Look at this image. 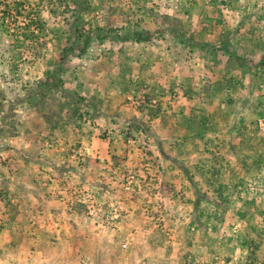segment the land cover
<instances>
[{"label":"rangeland","instance_id":"obj_1","mask_svg":"<svg viewBox=\"0 0 264 264\" xmlns=\"http://www.w3.org/2000/svg\"><path fill=\"white\" fill-rule=\"evenodd\" d=\"M0 264H264V0H0Z\"/></svg>","mask_w":264,"mask_h":264},{"label":"trees","instance_id":"obj_2","mask_svg":"<svg viewBox=\"0 0 264 264\" xmlns=\"http://www.w3.org/2000/svg\"><path fill=\"white\" fill-rule=\"evenodd\" d=\"M138 38H139V39H142V38H143V35L139 34V35H138Z\"/></svg>","mask_w":264,"mask_h":264}]
</instances>
